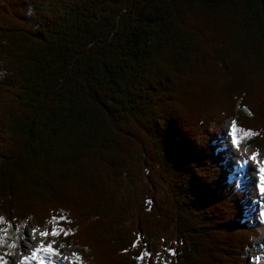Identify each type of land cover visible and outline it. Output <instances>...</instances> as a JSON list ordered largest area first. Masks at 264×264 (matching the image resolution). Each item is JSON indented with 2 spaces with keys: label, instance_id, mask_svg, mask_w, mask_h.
<instances>
[{
  "label": "trees",
  "instance_id": "trees-1",
  "mask_svg": "<svg viewBox=\"0 0 264 264\" xmlns=\"http://www.w3.org/2000/svg\"><path fill=\"white\" fill-rule=\"evenodd\" d=\"M228 119L264 150V0H0V220L85 264H252Z\"/></svg>",
  "mask_w": 264,
  "mask_h": 264
},
{
  "label": "rangeland",
  "instance_id": "rangeland-1",
  "mask_svg": "<svg viewBox=\"0 0 264 264\" xmlns=\"http://www.w3.org/2000/svg\"><path fill=\"white\" fill-rule=\"evenodd\" d=\"M231 128L237 129V138H238L237 145L241 149L248 150V151L250 150L252 152L251 159H253V157H255L256 159L264 161V150H258L254 146L250 145V140L253 138V134L243 132V130L239 129L236 125L235 119H228V120H224L218 128L219 144L222 146V152L225 153L224 159H225V164H226L228 170L230 172L234 171L236 173L238 168L242 167V165H243L242 163L244 162V160L249 161V158L245 157V156L240 158V160L238 161L237 164H235L232 161V156L229 154V149L231 146V142H230ZM238 164H241V165H238ZM246 174H247V172H246ZM243 176H245V175H243ZM243 176L241 177L242 179L238 181L239 184L237 187H239L243 191H247V198H246L247 201L244 202V206H245V209L247 211V215H248V217L252 223V226L254 228H257V230H258V236L254 239V246L252 249L251 261H252V264H264V244H263V242H264V231L262 229V223H264V201L262 200L263 198L261 199L258 196H253L254 190H252V189L250 190V188L247 187L248 185L244 183V181L247 179L243 180ZM257 176L259 178L258 173H257ZM232 178H233V175H232ZM53 220L54 221H52L49 224H47L46 226H44V228L40 229V228H38V226L36 225V222L34 220L25 221L22 224L18 225V227H15V225H13L12 223H7L5 218H1V220H0V232L3 234H0V254L3 256H1L0 258L2 259L3 257H5L7 255L16 254L15 252L17 250V246H18L17 244H18L21 236H23V229H26V227H28V226L33 228L32 232H35V233L31 232L30 235L31 236L34 235L35 238H44L45 237L47 240L48 237H52L54 239V241H46L44 246L46 244L47 245H50V244L54 245L55 244V246H57L56 249L58 250L60 255H62V258L71 259L72 257L79 255L80 254L79 247H77L73 244L68 245L64 242L62 237L59 238L57 236V234L60 233L62 228L60 229V227H59V228L55 229L56 224H59L60 221L56 220V219H53ZM53 232H55L56 234L53 235ZM45 233H46V235H45ZM11 236H12V239H14V240L12 241V243H11V241H10V243H7L6 239L11 237ZM26 242L28 243V241H26ZM50 242H52V243H50ZM40 246H43V245H40ZM1 248H3V249H1ZM71 251H73V252H71ZM74 260H76V262L78 264H84L83 262H80L77 257H75Z\"/></svg>",
  "mask_w": 264,
  "mask_h": 264
},
{
  "label": "bare ground",
  "instance_id": "bare-ground-1",
  "mask_svg": "<svg viewBox=\"0 0 264 264\" xmlns=\"http://www.w3.org/2000/svg\"><path fill=\"white\" fill-rule=\"evenodd\" d=\"M230 137H231V139H230L231 146L229 149V154L232 156V161L235 164H237L238 161L240 160V158H242L243 156L249 158V161L244 160V162L242 163L243 164L242 167L238 168V170H240L242 168L247 169V176H244V178H243V180L244 179H247V180H245L244 183L248 185L247 187L250 188V190L251 189L254 190L253 196H258L261 199L263 198L262 200L264 201V193H261V191H260V186H261L260 169L264 168V161H261V160L256 159V158L251 159L252 152L250 150L248 151V150L241 149L237 145L238 138H237V129L236 128H234V129L231 128V136ZM238 165H241V164H238ZM257 173L259 175V178L257 176ZM232 175H233L232 181H234V182L238 181V178L235 176V174H231V177H232ZM244 193H247V191H244ZM262 229L264 231V223H262ZM32 230H33V228H31L29 226L26 227V229H23V236H21V238L17 244L18 246H17V250L15 252L16 254L7 255V256L3 257L2 259L0 258V264H34L33 263L34 260H37L38 262L41 263V261L43 259L41 253L42 252H48L52 249L56 252V255L59 258L64 259V258H62V255H60V253L56 249L57 246H55V244L54 245L53 244H50V245L46 244L44 246L46 241H54V239L52 237H48L47 240L45 237L44 238H35L34 235L33 236L30 235ZM32 233H35V232H32ZM0 234H3V233L0 232ZM13 240L14 239H12V236H11V237L6 239V242L10 243V241H11V243H12ZM26 241H28V243ZM64 242L67 244V242L65 240H64ZM50 243H52V242H50ZM263 244H264V242H263ZM40 245H43V246H40ZM1 249H3V248H1ZM71 252H73V251H71ZM1 256H3V255L0 254V257Z\"/></svg>",
  "mask_w": 264,
  "mask_h": 264
},
{
  "label": "snow or ice",
  "instance_id": "snow-or-ice-1",
  "mask_svg": "<svg viewBox=\"0 0 264 264\" xmlns=\"http://www.w3.org/2000/svg\"><path fill=\"white\" fill-rule=\"evenodd\" d=\"M253 159H255V157H253ZM260 173H261V176H260V180H261V186H260V191L261 193H264V168H261L260 169ZM56 233L53 232V235H55ZM46 235V233H45Z\"/></svg>",
  "mask_w": 264,
  "mask_h": 264
}]
</instances>
